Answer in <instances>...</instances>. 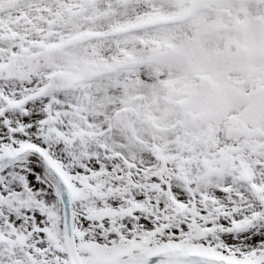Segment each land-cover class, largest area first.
Wrapping results in <instances>:
<instances>
[{
	"label": "snow or ice",
	"instance_id": "obj_1",
	"mask_svg": "<svg viewBox=\"0 0 264 264\" xmlns=\"http://www.w3.org/2000/svg\"><path fill=\"white\" fill-rule=\"evenodd\" d=\"M0 264H264V0H0Z\"/></svg>",
	"mask_w": 264,
	"mask_h": 264
}]
</instances>
